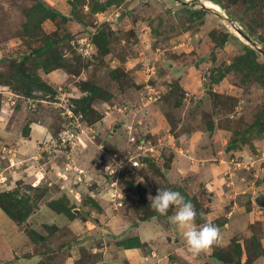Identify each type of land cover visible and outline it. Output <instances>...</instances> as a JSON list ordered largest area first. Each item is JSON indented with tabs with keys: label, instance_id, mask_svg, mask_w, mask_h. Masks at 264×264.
Here are the masks:
<instances>
[{
	"label": "rangeland",
	"instance_id": "obj_1",
	"mask_svg": "<svg viewBox=\"0 0 264 264\" xmlns=\"http://www.w3.org/2000/svg\"><path fill=\"white\" fill-rule=\"evenodd\" d=\"M44 1L68 20L39 25L38 0H0V193L18 191L27 216L0 209V264H129L120 244L133 238L143 264H264V130L251 128L264 116V73L227 71L244 46L264 66V44L232 27L249 36L256 21L264 38V0ZM103 24L105 57L94 44ZM48 38L63 40L70 68L38 70L56 94L27 99L13 65ZM86 86L100 90L83 116L74 98ZM159 188L188 195L219 243L191 254L168 222L175 207L143 222Z\"/></svg>",
	"mask_w": 264,
	"mask_h": 264
},
{
	"label": "trees",
	"instance_id": "obj_2",
	"mask_svg": "<svg viewBox=\"0 0 264 264\" xmlns=\"http://www.w3.org/2000/svg\"><path fill=\"white\" fill-rule=\"evenodd\" d=\"M120 0H112L109 1V4L117 3ZM217 3H220L219 0H211ZM248 3V6L250 8H255L257 3L260 0H244ZM37 11L41 15L40 19H38V24L41 25V22L47 19L55 20L57 17L62 18L63 20H68V16L62 14L59 12L56 8L46 3L44 0H38L37 5ZM74 11L76 12V7L74 6ZM105 10V6L100 8V11L103 12ZM97 11V10H96ZM34 14V13H33ZM35 16V15H34ZM241 22V19H240ZM109 24V23H108ZM40 28V26L38 27ZM256 28V21H254V24L249 27L248 34L250 37L256 39L261 43L264 44V38L261 36H258V31ZM110 32V25H102L101 28L98 29L96 34H94V44L97 46L98 51L100 52V55L107 56L109 51V33ZM107 32V33H106ZM230 34L226 33L224 34L223 38L221 39V45H224L229 39ZM231 37V36H230ZM44 44L43 46L36 48L33 50V56H26L25 59L19 63H14L13 65V72L11 74V79L19 83L21 93L24 94V96L29 99H37L35 98L32 93L34 91H43L44 93H50V94H56V88L49 85V83L41 78V76L38 74V70H43L44 73H50L55 70H62V69H69V65L64 60L63 55L58 51L57 47L60 46V44L63 43V40L57 39L54 41H51L50 38L47 40H43ZM214 41H219L217 38H214ZM50 55L49 57H45L46 55ZM258 60V54L244 46V54L241 55V57H238V59L227 68V71H234L239 70L241 68H246L250 73L255 72H262L264 73V66L257 63ZM28 63H32L34 65L33 69L28 67ZM116 70V71H115ZM118 69H113L110 71L111 77L114 81L117 80L118 75ZM249 76V75H248ZM263 76V75H262ZM2 84V75H0V85ZM99 88L94 86H86L83 89V94H85L83 97L80 98H74L75 102L78 104V108L75 112L78 114H83V116H86L87 112H91L94 109L91 106V100L97 96L99 92ZM179 104V103H178ZM82 116V117H83ZM251 128H259L260 130H264V116H260L256 123L252 125ZM213 127L211 128V131H213ZM28 134V132H27ZM26 134V135H27ZM237 139H233L231 143L229 144V148L233 147L234 142H236ZM137 142L144 143L143 140H139ZM152 155H148L145 158L142 159V166L148 164L149 158ZM150 165V163H149ZM154 166V165H152ZM168 165H166V168ZM134 167V166H133ZM137 168V167H134ZM139 191L145 192V189L142 186H139ZM181 191V190H180ZM19 192L13 191V192H3L0 193V209L9 217L16 221H20L24 223V220L27 218L26 214H24L22 211V207L24 204L23 199L19 198ZM186 200H190L191 198L188 195H184ZM192 202V200H190ZM144 204H147L149 211L141 220L143 222H147L153 218H159L163 215H159L156 213L150 206L149 201L144 198L143 201ZM194 204V203H193ZM196 206V204H194ZM199 210V209H198ZM197 210V211H198ZM199 217L197 216L196 222ZM145 243H142L139 238H133L129 241H124L120 244V246H124V249L130 250V249H141L144 247ZM212 258L220 259L217 252L213 253ZM222 261V260H220ZM224 262V261H223ZM229 262V261H228ZM225 263V262H224Z\"/></svg>",
	"mask_w": 264,
	"mask_h": 264
},
{
	"label": "clouds",
	"instance_id": "obj_3",
	"mask_svg": "<svg viewBox=\"0 0 264 264\" xmlns=\"http://www.w3.org/2000/svg\"><path fill=\"white\" fill-rule=\"evenodd\" d=\"M149 206L159 215H167L170 208L175 207L173 215L168 222L183 230L182 237L187 250L193 255L209 251L217 245L221 238V229L211 222L196 225L197 216L204 213L197 212L196 206L186 200L180 192L174 190L158 189L156 195L147 196Z\"/></svg>",
	"mask_w": 264,
	"mask_h": 264
},
{
	"label": "crops",
	"instance_id": "obj_4",
	"mask_svg": "<svg viewBox=\"0 0 264 264\" xmlns=\"http://www.w3.org/2000/svg\"><path fill=\"white\" fill-rule=\"evenodd\" d=\"M138 252H139L138 249H130V250L121 249L120 250V254L123 253V256L124 257L126 256L125 258H126L127 261H128L127 257H129V258L132 257V259H130L131 263H129V264H143V263H140L142 260L140 258L141 255Z\"/></svg>",
	"mask_w": 264,
	"mask_h": 264
},
{
	"label": "water",
	"instance_id": "obj_5",
	"mask_svg": "<svg viewBox=\"0 0 264 264\" xmlns=\"http://www.w3.org/2000/svg\"><path fill=\"white\" fill-rule=\"evenodd\" d=\"M202 8H205V9H206V5H203ZM226 19H227V18H226ZM232 27H233L235 30H237L238 33L240 34V36L243 37L244 40H246L247 42H249L250 45L255 46V47L257 46V45H256L257 43H256L255 41H253V40L250 38V36H248V35L245 34L242 30H240V29L236 26V24L232 23ZM258 50H259L260 52H262V49H260L259 46H258Z\"/></svg>",
	"mask_w": 264,
	"mask_h": 264
},
{
	"label": "built area",
	"instance_id": "obj_6",
	"mask_svg": "<svg viewBox=\"0 0 264 264\" xmlns=\"http://www.w3.org/2000/svg\"><path fill=\"white\" fill-rule=\"evenodd\" d=\"M131 165H133L134 167H138L139 166V161L138 160L134 161V162L131 161Z\"/></svg>",
	"mask_w": 264,
	"mask_h": 264
}]
</instances>
